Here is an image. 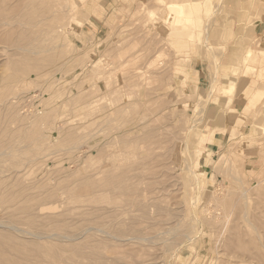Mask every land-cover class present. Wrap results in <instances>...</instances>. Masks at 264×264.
Returning a JSON list of instances; mask_svg holds the SVG:
<instances>
[{
	"label": "rangeland",
	"instance_id": "1",
	"mask_svg": "<svg viewBox=\"0 0 264 264\" xmlns=\"http://www.w3.org/2000/svg\"><path fill=\"white\" fill-rule=\"evenodd\" d=\"M0 256L264 264V0H0Z\"/></svg>",
	"mask_w": 264,
	"mask_h": 264
},
{
	"label": "bare ground",
	"instance_id": "2",
	"mask_svg": "<svg viewBox=\"0 0 264 264\" xmlns=\"http://www.w3.org/2000/svg\"><path fill=\"white\" fill-rule=\"evenodd\" d=\"M195 3H197L196 1H194ZM170 4V8L171 9H173L174 11H175V14L176 15H178V16H180V17H185V15L186 16H188L189 17V13L192 11V9H194V7L192 6L193 5V3L192 2H186V3H182V2H172V3H169ZM229 78H232L231 76L229 77ZM235 171V170H234ZM257 181V180H256ZM255 187V186H254ZM244 191H245V189H244ZM244 191H243V193H244ZM236 207V206H235ZM245 211V210H244ZM245 213V212H244ZM246 235V234H245ZM233 240V239H232ZM234 241V240H233ZM247 244V243H246ZM248 245V244H247ZM241 247V246H240ZM241 248H243V247H241ZM245 250V249H244ZM247 251V250H246ZM7 252V251H6ZM9 252V251H8ZM234 252V251H233ZM2 253H3V251H2ZM20 253H21V251H20ZM6 254V253H5ZM23 254H24V252H23ZM8 255V254H7ZM0 257H2V256H0ZM9 258V257H8ZM6 260V259H5ZM10 262V261H9ZM1 263H2V260H1Z\"/></svg>",
	"mask_w": 264,
	"mask_h": 264
},
{
	"label": "crops",
	"instance_id": "3",
	"mask_svg": "<svg viewBox=\"0 0 264 264\" xmlns=\"http://www.w3.org/2000/svg\"><path fill=\"white\" fill-rule=\"evenodd\" d=\"M204 4V3H203ZM205 7H206V5H205ZM196 9H192V14H194V11H195ZM197 10H199V8L197 9Z\"/></svg>",
	"mask_w": 264,
	"mask_h": 264
}]
</instances>
